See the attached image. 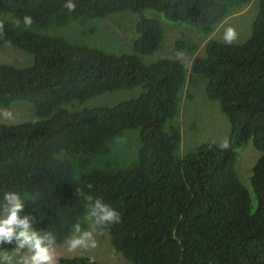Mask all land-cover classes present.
<instances>
[{"label":"trees","instance_id":"16d2710c","mask_svg":"<svg viewBox=\"0 0 264 264\" xmlns=\"http://www.w3.org/2000/svg\"><path fill=\"white\" fill-rule=\"evenodd\" d=\"M249 1L73 0L69 12L66 0H0V48L30 56L23 67L0 64V108L25 103L33 118L0 124V202L6 191L26 194L24 214L61 243L73 224H88L79 188L120 213L119 223L99 230L127 264H264V0H256L240 44L207 40L187 66L176 57L144 61L161 48L164 27L142 12L208 37ZM123 12L136 16L126 52L78 41ZM24 15L33 18L31 28L15 27L11 21ZM69 27H80L82 38H68ZM173 50L192 54L195 46L177 39ZM194 77L227 120L229 147L206 142L180 157L174 119ZM136 88L109 106H81ZM247 143L258 154L248 176L254 205L234 170ZM13 247L0 245V253ZM58 264H89V257Z\"/></svg>","mask_w":264,"mask_h":264},{"label":"rangeland","instance_id":"374dc122","mask_svg":"<svg viewBox=\"0 0 264 264\" xmlns=\"http://www.w3.org/2000/svg\"><path fill=\"white\" fill-rule=\"evenodd\" d=\"M255 9L256 0H250L245 7L222 20L213 33L208 37L195 30L189 29L184 25L168 23L158 14L144 11L142 12V15L150 17L149 14H151V16L158 18L156 20L159 22L162 31L164 27L161 48L151 56L144 58V61H154L157 57H176L180 62L187 66L194 56L202 54L203 45L207 40L212 39L219 43L227 44L224 42L223 35L228 27L234 28L238 34L237 40L234 41L232 45L240 44L249 35V25L254 16ZM134 17L136 19L135 15L128 12L112 15L93 24L97 28L96 34L88 41H78L89 46L100 47L103 50L112 53L126 52L123 51L126 49L125 40L133 34L132 24L135 20ZM80 31V27H69L65 34L70 39H81L82 36ZM177 39L193 44L195 46L194 52L192 54L182 52V56H176L173 50V44ZM29 62L30 56L9 45H3L0 48V64L23 67L29 64ZM193 80L191 84L185 85L181 93L178 114L174 119L180 135L179 148L177 151V155L180 157L199 144L206 142L221 144V142L228 137V123L220 113L217 103L210 102L205 98L203 94V84L199 78L194 77ZM136 90L139 89L136 88L134 90L132 89V91H122L93 97L91 100L89 99L82 103L81 106L88 102L90 103L86 104V106H109L121 100L135 96L137 93ZM66 106L67 105H65V107ZM5 109L10 113V116H5L3 112H0V124L2 125H18L33 120L30 108L25 103H12L7 108H0V110ZM257 155V152L253 150L250 143H247L243 148L236 151L234 166V170L240 183L249 191L253 205L254 202L248 186V176ZM85 230H92L89 223ZM72 236L73 234L65 241L56 243L57 260L60 257L70 258L80 255L94 257L95 261L103 264H127L118 253L112 250L106 235H104L101 230H94V236L97 241V247L95 249H78L75 252H69L67 250V242ZM5 255L13 256V263L18 264L19 257L14 256L13 253H0V263L3 262V257Z\"/></svg>","mask_w":264,"mask_h":264},{"label":"clouds","instance_id":"9594fccd","mask_svg":"<svg viewBox=\"0 0 264 264\" xmlns=\"http://www.w3.org/2000/svg\"><path fill=\"white\" fill-rule=\"evenodd\" d=\"M64 7L69 11H75L76 4L73 0H66ZM12 24L19 28L21 23L25 29L31 28L34 23L30 15H24L22 21L13 19ZM5 35V22L0 20V38ZM238 38L234 28L228 27L223 35L224 42L232 44ZM7 44L8 41L5 40ZM178 57L183 53H178ZM106 95V94H105ZM5 116H10L7 110H0ZM221 149L229 147V141L225 139L220 144ZM78 197H84L87 201L85 221L90 224L92 230H85L81 223L72 225V238L67 242V250L75 252L78 249H95L97 241L94 236L95 229H105L120 222V213L105 203L102 197L85 196L83 190L77 188ZM26 194L19 191H6L0 202V245H14L13 255L19 257L18 264H58L56 253V237L51 231H39L34 227L36 217L25 213ZM3 264H13V256L5 255ZM89 264H95V258L89 257Z\"/></svg>","mask_w":264,"mask_h":264}]
</instances>
